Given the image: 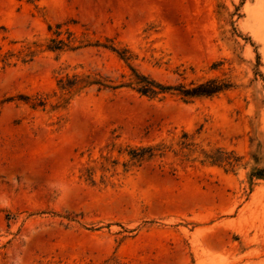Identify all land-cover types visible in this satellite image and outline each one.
<instances>
[{"label": "rangeland", "instance_id": "1", "mask_svg": "<svg viewBox=\"0 0 264 264\" xmlns=\"http://www.w3.org/2000/svg\"><path fill=\"white\" fill-rule=\"evenodd\" d=\"M111 47L166 85L233 87L190 101L60 89L127 81ZM257 170L264 0H0V264H264Z\"/></svg>", "mask_w": 264, "mask_h": 264}, {"label": "trees", "instance_id": "2", "mask_svg": "<svg viewBox=\"0 0 264 264\" xmlns=\"http://www.w3.org/2000/svg\"><path fill=\"white\" fill-rule=\"evenodd\" d=\"M51 45L48 47L49 50L54 52H60L64 48H72L70 44L72 41L69 39L67 43L64 40H51ZM113 52L117 53L119 57L127 63L131 70V75L127 81L120 83L119 85L113 84V81L103 77L101 75H73L72 77L67 76V78H61L59 80V87L63 91L72 92H82L86 89L97 87L98 91L104 90H117L119 88H129L138 94L148 97L150 99H160L167 95H177L186 101H190L197 98L203 97H213L220 93L226 92L233 87L230 81L210 79L205 82L194 83L192 82L190 86L184 84L179 85H166L162 82L157 81L149 75L140 72L138 69L131 65L133 56L131 53L124 49L123 51H118L116 48H110ZM31 51L29 54H33ZM187 137V135H185ZM164 147L159 146H149L146 148L135 149L131 152V157L133 160L140 161L144 160L146 157H153L156 155L157 151H163ZM207 161L212 164H217L222 160L217 159L215 155H206ZM258 178L264 179V171L257 170L251 174V179Z\"/></svg>", "mask_w": 264, "mask_h": 264}]
</instances>
